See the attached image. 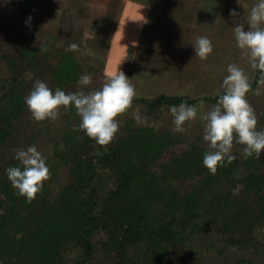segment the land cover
I'll list each match as a JSON object with an SVG mask.
<instances>
[{
    "label": "trees",
    "instance_id": "1",
    "mask_svg": "<svg viewBox=\"0 0 264 264\" xmlns=\"http://www.w3.org/2000/svg\"><path fill=\"white\" fill-rule=\"evenodd\" d=\"M28 2L21 0L20 18L32 33L35 25L23 9ZM7 43L8 51L0 48L6 70L0 80V153L27 104L32 84L24 80V68L36 72L42 64L40 46ZM56 55L47 98L59 102L57 126L44 117L37 123L45 126L27 134L23 146L31 151L41 145L38 157L0 155V264H168L172 251L189 250L195 236L212 234L264 261V235L258 241L252 233L264 227V169L239 178L243 157L236 152L185 143L149 125L124 123L117 130L111 118L118 111L111 105L93 126L85 95L74 91L83 63L73 47ZM262 72L236 94L205 100L245 96ZM192 104L177 96L123 97L119 109L141 105L150 115ZM255 124L246 125L251 143L259 137L250 132ZM258 159L264 166V150Z\"/></svg>",
    "mask_w": 264,
    "mask_h": 264
},
{
    "label": "rangeland",
    "instance_id": "2",
    "mask_svg": "<svg viewBox=\"0 0 264 264\" xmlns=\"http://www.w3.org/2000/svg\"><path fill=\"white\" fill-rule=\"evenodd\" d=\"M95 1L29 0L23 9L27 10L26 20L30 19V22L35 25L31 33L25 29L23 20L20 18L21 0H0V48L2 51L9 50L8 41L16 46L20 44L37 45L42 50L39 51L42 64L37 71L24 68V80L32 85L27 96L23 117L15 124L12 139L1 149V157L15 160L23 155L28 157L29 161L38 157L37 152L41 145L30 151L23 146V142L27 134L34 131L36 125L45 126V123H37L39 119L48 117L52 125L57 126L60 114L59 102L55 97L47 98L51 86L50 69L56 64L57 51L73 47L84 65L82 80L74 87V91L85 95L95 116L93 126H98L103 122V112L111 105L118 111L111 118L117 130L124 123H131L136 127L149 125L155 131L170 133L181 138L185 143L199 142L214 151L238 153L240 157H243L236 175L239 178L252 172H262L264 166L258 162V156L264 150V11L261 6L262 0H242L246 7L249 6L245 10L228 12L226 11L228 6H225L224 10V7L220 6V9L215 12L213 10L200 12L201 23L204 27H208L207 24L209 25L211 19H214L211 16H216L215 36L219 41L211 45L212 63L202 66L200 76L204 80L199 86L191 88L192 91L189 90L194 96L216 97L223 93V86L235 87L244 73L248 72L246 74L248 81L252 82L255 70L262 68L263 72L256 89L245 96L231 97L222 103L217 102L215 106L198 105L194 113L188 112L192 109H163L161 112L150 115L146 114L145 108L141 105H131L120 110V101L124 95H129L131 98L145 95L140 90H127L121 84L120 87L118 80L108 81L103 76L104 60L109 66L107 73H112L115 64L114 47L110 44L109 49L105 51L102 49L103 46L97 43L96 19L92 16ZM200 2L208 3L209 1L200 0ZM231 14H233V20L230 18ZM143 20L138 18L125 23L124 36L128 38L136 31L142 32L144 28L146 29L143 36H146L149 21L142 23ZM126 28L131 29L132 32H125ZM159 61L156 58L148 67L151 70L154 69L155 72L161 71V74H164V70L168 74L170 68L161 67ZM5 76L4 64L0 62V80ZM231 90L230 92L234 94L240 91ZM253 120L256 124L250 132H258L259 137L251 143L249 135L245 132L246 125ZM252 233L254 238L261 241L264 227L255 226ZM188 248L190 249L172 251L168 264H176L181 260H185L187 264H238L240 261L246 264L249 260L264 264V261L255 259L246 249L232 246L226 237L215 234L195 236ZM187 251H189L188 254Z\"/></svg>",
    "mask_w": 264,
    "mask_h": 264
},
{
    "label": "crops",
    "instance_id": "3",
    "mask_svg": "<svg viewBox=\"0 0 264 264\" xmlns=\"http://www.w3.org/2000/svg\"><path fill=\"white\" fill-rule=\"evenodd\" d=\"M208 1L201 3L200 0H96L92 16L96 19L97 43H100L105 51L110 44L114 47L115 64L112 73H107L109 66L105 60L103 64L106 80L113 82L118 80L120 87L124 85L127 90H140L145 95L132 98L129 95L123 96L130 99H150L164 95L193 101L192 107L188 108L192 110L170 107L163 109H183L194 113L198 105L215 106L216 103L205 100L212 97L194 96L189 90L199 86L204 80L200 76L202 66L212 63L211 45L219 41L215 36L216 16H211L214 19L207 24L208 27H204L200 12L206 10L215 12L220 6L224 7L223 10L228 6L226 11L232 12L248 9L249 6L246 7L242 0ZM138 18L144 19L142 23L149 21L146 36H143L146 29L144 28L142 32L136 31L126 38L123 33L124 24ZM230 18H233V14ZM128 31L132 32L126 28L125 32ZM155 57L160 60L161 67L170 68L168 74L164 70V74H161V71L155 72L148 67L156 60ZM246 74L248 72L243 74L235 87L223 86V93L230 91L231 88L241 90L248 82Z\"/></svg>",
    "mask_w": 264,
    "mask_h": 264
}]
</instances>
